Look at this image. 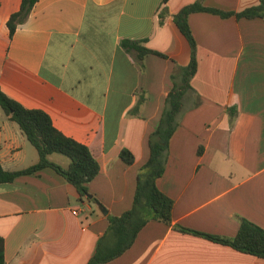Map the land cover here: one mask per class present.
<instances>
[{"label": "crops", "instance_id": "1", "mask_svg": "<svg viewBox=\"0 0 264 264\" xmlns=\"http://www.w3.org/2000/svg\"><path fill=\"white\" fill-rule=\"evenodd\" d=\"M197 1L236 13L260 2L38 0L11 38L7 22L22 0H0L2 91L46 112L100 164L85 199L49 168L0 184L6 264H88L110 219L132 208L139 172L150 159V137L181 69L191 62L174 16ZM188 21L198 70L157 180L174 202L172 225L150 220L133 246L106 264H264L178 229L232 238L243 219L264 229V19L200 12ZM124 40H146L168 58L149 55L140 62L124 50ZM123 149L134 154L132 165L120 158ZM58 155L49 159L68 168L70 160ZM0 159L8 171L39 161L1 108Z\"/></svg>", "mask_w": 264, "mask_h": 264}, {"label": "trees", "instance_id": "2", "mask_svg": "<svg viewBox=\"0 0 264 264\" xmlns=\"http://www.w3.org/2000/svg\"><path fill=\"white\" fill-rule=\"evenodd\" d=\"M38 0H22L21 9L14 13L7 22L12 38L17 26L24 23ZM164 0L163 4H166ZM212 13L222 18L236 17L237 19H264V0L258 5L246 8L241 12H225L203 5L197 1L184 7L174 16V20L191 47V62L188 67L181 69V81L176 83L166 99V107L157 129L150 137V159L140 170L133 206L119 217L110 219L106 234L99 240L96 253L88 264H106L111 262L134 244L138 234L150 220H158L172 225L174 202L158 188L157 180L164 174L169 150L170 139L178 128V117L182 111L185 93L191 88V80L198 70L197 44L189 25V16L193 13ZM160 24L165 18V11L160 15ZM146 40H124L122 46L128 53L134 54L142 62L147 56L155 55L168 58L165 54L146 46ZM0 108L9 120L15 122L20 130L37 150L39 161L26 169L8 171L2 166L0 159V184L12 183L19 176L35 175L44 169H52L71 183L81 199L89 196L88 184L100 173V164L91 150L65 136L54 126L50 116L39 109H28L19 102L8 97L0 87ZM60 154L70 160L68 168L52 162L49 157ZM120 158L127 164L135 162L134 154L123 149ZM183 232H192L213 242L229 246L234 250L264 259V229L243 219L235 237L226 238L206 235L184 227H178ZM0 264L5 263L4 240L0 237Z\"/></svg>", "mask_w": 264, "mask_h": 264}, {"label": "water", "instance_id": "3", "mask_svg": "<svg viewBox=\"0 0 264 264\" xmlns=\"http://www.w3.org/2000/svg\"><path fill=\"white\" fill-rule=\"evenodd\" d=\"M99 208L101 209V211H103V213H105V209L102 207V205H99Z\"/></svg>", "mask_w": 264, "mask_h": 264}, {"label": "rangeland", "instance_id": "4", "mask_svg": "<svg viewBox=\"0 0 264 264\" xmlns=\"http://www.w3.org/2000/svg\"><path fill=\"white\" fill-rule=\"evenodd\" d=\"M58 155V154H57ZM59 157H63L62 155H58ZM64 159H66L65 157H63Z\"/></svg>", "mask_w": 264, "mask_h": 264}, {"label": "built area", "instance_id": "5", "mask_svg": "<svg viewBox=\"0 0 264 264\" xmlns=\"http://www.w3.org/2000/svg\"><path fill=\"white\" fill-rule=\"evenodd\" d=\"M75 214L77 213V212H74Z\"/></svg>", "mask_w": 264, "mask_h": 264}]
</instances>
